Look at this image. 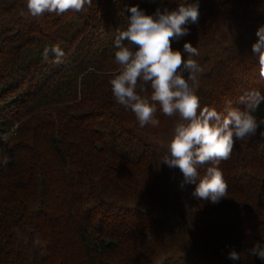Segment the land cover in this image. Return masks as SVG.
Wrapping results in <instances>:
<instances>
[{
	"label": "trees",
	"instance_id": "obj_1",
	"mask_svg": "<svg viewBox=\"0 0 264 264\" xmlns=\"http://www.w3.org/2000/svg\"><path fill=\"white\" fill-rule=\"evenodd\" d=\"M199 3L198 24L172 47L185 59V42L200 53L201 107L242 108L245 91L264 95L252 53L264 0ZM132 6L152 14L160 0H93L81 12L38 17L26 0H0V264H264L249 254L255 242L264 245L259 129L220 163L228 194L212 204L160 163L179 116L157 106L159 126L141 128L115 101L114 39ZM53 45L64 51L62 63L42 58ZM254 115L264 118V102ZM36 234L43 248L33 244ZM233 248L239 261L227 258Z\"/></svg>",
	"mask_w": 264,
	"mask_h": 264
},
{
	"label": "clouds",
	"instance_id": "obj_2",
	"mask_svg": "<svg viewBox=\"0 0 264 264\" xmlns=\"http://www.w3.org/2000/svg\"><path fill=\"white\" fill-rule=\"evenodd\" d=\"M92 4L93 0H26L28 13L33 17L45 13L81 12L86 5L91 7ZM129 12L126 27L117 29L114 39L118 72L109 81L112 95L119 105L135 115L141 128L159 126L160 121L155 118L157 106L166 116H179L167 153L160 163L170 169H179L183 176L181 188L195 184L192 193L195 198L219 204L228 194L220 163L230 159L236 141L257 136L258 129L264 141L261 128L264 118L254 115L264 102V95L258 90L245 91L238 100L243 107H233L229 101L224 112L214 107H201L195 84L202 68L193 58L200 53L197 47L185 42V59L180 50L172 47L173 41L190 34L189 25L198 24L199 0H184L175 8L165 6L164 0H160V6L152 14H146L138 6H132ZM256 36L252 53L258 60L259 75L264 79V25L258 28ZM50 53L55 63L63 62L65 53L59 46L45 47L42 58L46 61ZM138 84L141 92L150 87V96L139 94ZM201 168H205L203 175ZM33 244L43 248L39 234L35 235ZM249 254L264 260V245L255 242ZM227 258L236 262L241 257L233 248Z\"/></svg>",
	"mask_w": 264,
	"mask_h": 264
},
{
	"label": "rangeland",
	"instance_id": "obj_3",
	"mask_svg": "<svg viewBox=\"0 0 264 264\" xmlns=\"http://www.w3.org/2000/svg\"><path fill=\"white\" fill-rule=\"evenodd\" d=\"M3 161H7L8 160V158H7V156L6 155H4V157H3V159H2Z\"/></svg>",
	"mask_w": 264,
	"mask_h": 264
}]
</instances>
